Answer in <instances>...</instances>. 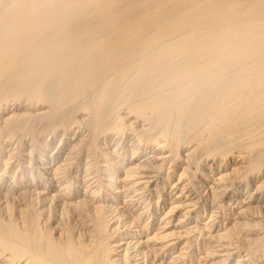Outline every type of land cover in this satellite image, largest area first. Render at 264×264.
<instances>
[{
    "label": "bare ground",
    "instance_id": "obj_1",
    "mask_svg": "<svg viewBox=\"0 0 264 264\" xmlns=\"http://www.w3.org/2000/svg\"><path fill=\"white\" fill-rule=\"evenodd\" d=\"M0 264H264V0H0Z\"/></svg>",
    "mask_w": 264,
    "mask_h": 264
},
{
    "label": "rangeland",
    "instance_id": "obj_2",
    "mask_svg": "<svg viewBox=\"0 0 264 264\" xmlns=\"http://www.w3.org/2000/svg\"><path fill=\"white\" fill-rule=\"evenodd\" d=\"M11 175H12V173H10V174H9V177H8V179H7V180H9V181H10V176H11ZM9 181H8V182H9Z\"/></svg>",
    "mask_w": 264,
    "mask_h": 264
}]
</instances>
